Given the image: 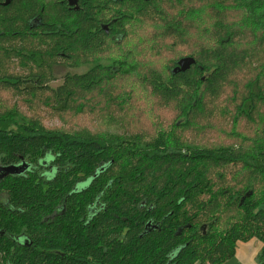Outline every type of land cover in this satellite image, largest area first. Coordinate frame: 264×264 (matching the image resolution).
<instances>
[{"label":"trees","instance_id":"trees-1","mask_svg":"<svg viewBox=\"0 0 264 264\" xmlns=\"http://www.w3.org/2000/svg\"><path fill=\"white\" fill-rule=\"evenodd\" d=\"M64 1L0 0V95L14 101L0 110V166L27 165L0 179V264H222L250 239L264 264V0ZM34 16L43 28L28 36ZM129 20L158 28V54L173 47L143 70L145 111L110 88L134 71L124 58L49 87L55 69L101 54L102 22L121 43ZM45 110L117 133L48 129Z\"/></svg>","mask_w":264,"mask_h":264},{"label":"rangeland","instance_id":"rangeland-1","mask_svg":"<svg viewBox=\"0 0 264 264\" xmlns=\"http://www.w3.org/2000/svg\"><path fill=\"white\" fill-rule=\"evenodd\" d=\"M113 9L114 7L112 6L109 7V9L104 13L105 18L102 19H105L106 21L109 15L111 14L110 11ZM179 17L180 15L176 16V18ZM198 17L199 19L201 18L200 15H198ZM157 30L158 28L152 25L134 23L132 20L124 22L122 32L125 34V39L121 43L106 41L104 50L101 52V54L98 57H90L89 58L90 60L86 63H83L80 60L78 62L77 68H70V69L66 68V70L63 68L59 70L55 69L53 72H55L54 76H56L55 78L56 80L51 82L49 84V87L56 88L59 85H61L62 81L60 78L63 75H65L67 71L68 72L71 71V73L73 74L78 73L79 75H85L87 72H91L92 70H94L97 64L102 65L103 68L111 67L112 65H115V62H119V61L123 62L122 59L124 58L123 63L125 65L124 67H127L126 70H130L131 66H134V71L128 74H125L123 72L124 74L121 73L120 75L116 76L115 79L111 82L112 84L110 85L111 86L110 88H112L111 89L112 92L118 93L120 98H122L123 100L125 98L127 99L131 98L130 99L131 102H135L136 105L140 104L142 110H144L143 109L144 106L142 105V102L146 94L144 91H142L141 88L143 86L140 83L141 81L140 79L143 78L144 74H146L143 73L144 72L143 70L149 67H153L160 70L159 68H162L166 59L172 58L169 57L168 55L169 53H167V51L169 52L171 51L168 48L169 46L173 49L171 44H168L167 47L165 46L164 50L162 52H159V54L155 50ZM175 49H176L175 52H177L178 54L187 51L185 50L186 49L185 46L181 43H177ZM165 57L167 58L165 59ZM117 59H121V60L117 61ZM11 70L15 74H17V72L19 71L17 68H12ZM134 72L136 73L133 76ZM163 74L166 77L164 71ZM13 103L14 101L9 97V95L7 94L0 95V110L9 109V107L13 105ZM136 114L139 115L140 111L137 110ZM38 117L40 123L48 129H57V130L74 131V132L80 129H86L94 134L117 133V129L114 126H112V128H108L104 121L97 120L94 117L79 116L75 114L70 116L68 114L59 116V115H54L52 112L46 110L40 112ZM143 117H144L143 123H147L148 125H150L154 119V114L152 111L147 110ZM176 122L179 123L180 121H176ZM160 124L164 125L163 123ZM165 124H168V122L165 121ZM224 136L222 133L220 136H216V135L213 136L209 134L207 136L209 139V143L207 142V145L211 146L218 143L219 144L222 143L224 141L223 140ZM152 138L154 137L151 136L149 139ZM204 144L206 145L205 142ZM262 207H264V204H261L259 209Z\"/></svg>","mask_w":264,"mask_h":264},{"label":"crops","instance_id":"crops-1","mask_svg":"<svg viewBox=\"0 0 264 264\" xmlns=\"http://www.w3.org/2000/svg\"><path fill=\"white\" fill-rule=\"evenodd\" d=\"M261 247V243L256 239H250L244 243H237L234 256L222 264H258L257 256Z\"/></svg>","mask_w":264,"mask_h":264},{"label":"water","instance_id":"water-1","mask_svg":"<svg viewBox=\"0 0 264 264\" xmlns=\"http://www.w3.org/2000/svg\"><path fill=\"white\" fill-rule=\"evenodd\" d=\"M67 1H68L69 7H74V9H76L77 0H67ZM193 64H194V60L192 58H189V57L181 58L176 62V67H174L171 70V74L173 75L179 72H184ZM26 168H27V165L25 163H22L18 166H8V167L0 166V179L7 177V176L19 175L22 172H24Z\"/></svg>","mask_w":264,"mask_h":264},{"label":"flooded vegetation","instance_id":"flooded-vegetation-1","mask_svg":"<svg viewBox=\"0 0 264 264\" xmlns=\"http://www.w3.org/2000/svg\"><path fill=\"white\" fill-rule=\"evenodd\" d=\"M64 2H66V6H67V8H68V10H70V7L68 6V1L67 0H65ZM78 1L76 2V9H72L73 11H76L77 9H78ZM41 17V16H40ZM39 16H34V17H32L30 20H29V28L31 29L29 32H28V36H30V35H32V34H34V32H41L40 31V29L41 28H43V23H42V17L40 18ZM112 22V21H111ZM111 24V23H110ZM110 24L109 23H101L100 25H99V27H100V29L102 30V31H104V34H105V36H106V40L107 41H110V42H117L118 43V41L121 39L120 38V36H117L116 34H111V32H110ZM118 66H115L114 68H112V72L114 73V75L115 74H117L118 73V68H117ZM113 79L114 78H112V79H110V80H112L113 81Z\"/></svg>","mask_w":264,"mask_h":264}]
</instances>
